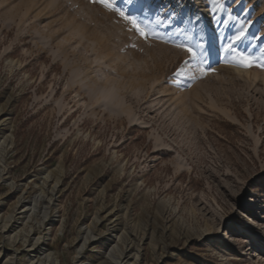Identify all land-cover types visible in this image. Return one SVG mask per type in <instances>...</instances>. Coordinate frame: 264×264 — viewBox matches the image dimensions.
Returning a JSON list of instances; mask_svg holds the SVG:
<instances>
[{
    "label": "rangeland",
    "instance_id": "obj_1",
    "mask_svg": "<svg viewBox=\"0 0 264 264\" xmlns=\"http://www.w3.org/2000/svg\"><path fill=\"white\" fill-rule=\"evenodd\" d=\"M193 1L132 0L145 40L89 0H0V264H264V69L182 75ZM205 5L264 53V0Z\"/></svg>",
    "mask_w": 264,
    "mask_h": 264
},
{
    "label": "snow or ice",
    "instance_id": "obj_2",
    "mask_svg": "<svg viewBox=\"0 0 264 264\" xmlns=\"http://www.w3.org/2000/svg\"><path fill=\"white\" fill-rule=\"evenodd\" d=\"M91 4H97L102 6L105 10L117 14L123 21L129 23L131 28L139 34V36L145 40L150 37L157 38V32L152 25V19L145 16L143 13V8H138L136 12L128 10V5L132 4V0H89ZM209 5L210 13L214 18L218 19L220 23L227 24L232 17L228 15L227 19H222L220 17L221 13H228V8L226 7V0H206ZM132 7H136L132 5ZM180 7L176 5L172 11L168 12L166 18H171L175 8ZM181 12L186 14V9L181 8ZM155 13H153V18H155ZM147 21V23H145ZM183 22V21H181ZM189 22L191 23V17H189ZM185 32L188 30L185 29ZM163 39V37H159ZM255 34L252 36V40L257 39ZM193 39H195V34L193 33ZM252 40L247 37L246 25H242L236 32L231 36H227L224 39V46L222 51L225 53L224 62L230 64L234 67L249 69L252 67H257L264 69V53L260 57H256L254 54L248 52V48L251 47ZM245 41L247 44L245 45ZM168 42V41H165ZM240 45H245L243 48ZM174 46L184 50L190 54V59L183 62V68L181 74L188 77L190 80H197L203 77H207L210 73H215L216 69L214 67H206L208 64L206 58L202 57V53L198 54L197 48L201 45L197 44L195 47L191 43H174ZM135 47V45H133ZM193 61L195 63H193ZM191 64V66H189Z\"/></svg>",
    "mask_w": 264,
    "mask_h": 264
},
{
    "label": "bare ground",
    "instance_id": "obj_3",
    "mask_svg": "<svg viewBox=\"0 0 264 264\" xmlns=\"http://www.w3.org/2000/svg\"><path fill=\"white\" fill-rule=\"evenodd\" d=\"M194 4L197 6L196 9V15L192 13H188L187 15H192L191 16V24H190V29H191V34L192 32L196 33L198 36V44L201 45L200 47V54L202 53V57L206 58L208 61V64H214L217 61L222 60L225 57V53L222 51L223 48V42L221 38H219L217 32L218 28L211 22H209V18L207 17L208 13L206 11V0H198L196 3L193 1ZM193 6V4H192ZM195 7V6H194ZM199 8H203L202 11L199 10ZM187 21V20H185ZM189 21V19H188ZM188 28V27H187ZM189 30V29H187ZM190 34V35H191ZM193 37V36H192ZM196 37V35H195ZM207 64V65H208ZM236 69H239L236 67ZM247 74V73H246ZM249 74V73H248ZM100 91L99 92H106L108 98L110 100H117V94L115 93L113 88H98ZM120 103H118L119 105ZM223 245L226 247H229L228 240L226 243L224 241H220ZM36 245V244H35ZM36 252H39V254H43V251L41 249L35 250ZM130 253V251H128ZM127 252H120L119 256L116 257L114 260H116V263H113L110 261L108 264H122L123 259H126L129 257ZM255 254L254 256H256ZM259 256V255H258ZM139 257V254L136 255V258ZM52 261L51 255H46L44 258L39 260L37 263L39 264H45L44 262H50ZM52 264H55L52 262Z\"/></svg>",
    "mask_w": 264,
    "mask_h": 264
}]
</instances>
